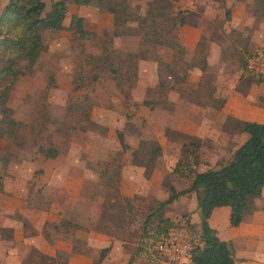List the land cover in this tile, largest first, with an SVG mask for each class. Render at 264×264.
Masks as SVG:
<instances>
[{
	"label": "rangeland",
	"instance_id": "obj_1",
	"mask_svg": "<svg viewBox=\"0 0 264 264\" xmlns=\"http://www.w3.org/2000/svg\"><path fill=\"white\" fill-rule=\"evenodd\" d=\"M42 1L46 12L52 0ZM5 2L0 0V10ZM230 2L235 6L226 8ZM196 3L202 7L197 11L205 15L199 21L192 11L187 13ZM107 6L111 10L105 8ZM105 7H97L95 2L77 5L67 1L63 27L42 31V48L32 68L18 76L9 90L7 106L17 124L11 138L0 140V210L16 206L21 200L25 208L19 215L25 216L26 232H31L34 225L39 226V218L48 212L52 214V208L71 219H82L90 213L94 216L92 228L105 226L109 230L113 228L114 232L119 228L122 239L134 243L136 249L142 221L167 197L171 187L169 174H175L172 170L178 167V162L187 164V161L192 166L197 158L193 169L216 168L228 161L233 147L241 142L238 137L234 143L220 139L219 144L212 145L209 140L202 143L196 138L200 142L196 150L190 148L188 142L184 143L182 133L166 126L163 129L165 140L157 142L160 156L147 174L143 167L131 162V152L137 148L138 141L155 138L151 125L164 118L163 112L156 109L175 107L168 104L166 94L168 97L169 92L177 90L182 95L177 98L179 101L192 96L198 100L197 95L201 93L204 80L197 89L183 88L181 77L197 65L196 61L192 64L196 57L181 54L178 34L187 35L193 25H199L206 35L198 37L201 53L213 42L221 47V59L235 60L241 73L247 75L239 65L251 51L264 45V2L110 0ZM73 16L82 19L86 32L81 37L71 26ZM181 19L183 24H180ZM17 62L25 64L22 59ZM227 62L230 68L231 61ZM158 63L165 64L166 69ZM169 69L173 72L171 78L167 77ZM249 77L252 81L256 79ZM207 83L209 85V79ZM183 94L191 97H183ZM258 102L264 104V97L258 96ZM154 107L157 108L153 110ZM168 115L165 120L170 123L173 115ZM118 132L126 144L124 149L118 142ZM49 149L55 152L54 157L42 152L48 153ZM142 155L147 161L149 150L144 149ZM126 162L140 167L145 180L152 172L155 174L148 185L154 191L149 192L150 197L139 193L127 198L122 195V167ZM80 169L90 170L92 178L80 182V176L74 172ZM56 170L62 173L57 175ZM185 182L177 187L185 188ZM77 187L80 188L78 193ZM71 201L83 206L71 208L66 204ZM179 208L178 204L166 205L154 214L149 225L152 234L164 212L169 213L166 218L177 221L181 216ZM72 221L62 219L60 225L58 222L55 225L62 233L69 232L67 228H85L84 224L75 222L73 225ZM152 234L145 235L142 242L149 243ZM0 235L3 239L6 232L0 231ZM55 240L59 246L53 256L40 255L31 248L26 261L67 264L69 257L64 247L74 240L68 234ZM105 254L106 251L100 255L99 250L93 253L92 264H97ZM142 256L149 261L160 259L159 256L152 259L146 253ZM138 258L140 256L131 257L132 260Z\"/></svg>",
	"mask_w": 264,
	"mask_h": 264
},
{
	"label": "crops",
	"instance_id": "obj_2",
	"mask_svg": "<svg viewBox=\"0 0 264 264\" xmlns=\"http://www.w3.org/2000/svg\"><path fill=\"white\" fill-rule=\"evenodd\" d=\"M232 5L235 6V3L230 2L226 5V8ZM238 6L241 7L240 5ZM201 8V5L196 3L195 8L190 7L187 13L192 11L196 15L197 20L202 19L205 17V15H202L204 13L197 11ZM240 10L237 11V14L240 13ZM200 34H203L202 28L199 25H193L187 35L178 34V41L184 46L185 55L198 58L192 61V64L195 61L197 63L199 57L204 56V69L200 70L197 66H193L186 71L184 81H182L184 90H190L196 88L199 82L204 80L202 83L200 82L202 90L200 89L201 93L197 95L198 100H202L203 103L200 104L197 97L193 98V96L187 100H179L181 101L179 102L177 98L182 95L177 93V90L169 92L171 96L168 93L167 97L166 94L168 104H172L175 107H167L165 109L158 107L156 110L163 112L164 118L157 119L154 122L155 124H150L155 131V138L153 137V139L159 144L165 140L163 129L166 126L183 135L194 136L200 139L202 143L209 140V143L213 145L215 143L219 144L220 139L231 140L234 143L238 137L241 138L242 142L246 134L235 129L237 121H264V104L258 102V96L264 97V80L262 82L252 81L248 79L251 76L250 74H247V76L243 72L241 73L235 60L221 59V47L219 48L213 42L209 43L206 52H203L202 56L198 51L195 52L194 49ZM228 60L231 61L230 68H227ZM208 79L209 85L207 83ZM192 95L195 96L196 94ZM184 96L191 97L183 94ZM180 103L181 105H179ZM155 108L157 107H154L153 110ZM168 114L173 115L170 123H167V119L165 120L166 117H169ZM236 147H233L230 154ZM127 163L122 167V189H120L122 195L127 198L131 197L133 193H139L143 197H150L149 192L154 191L148 185L151 182V177L155 176V174L152 172L149 175V179L145 180L141 175L140 167ZM74 172L76 176H80V182L84 178L85 180L92 178V172L88 169H80ZM55 173L58 175L62 171L56 170ZM90 175L91 177H89ZM169 176H171V186L175 191L182 189L180 188L181 185L177 187L180 182L186 181L185 185L182 184L185 187L189 184L187 179L183 181L173 174H169ZM75 191L76 193L80 192V188L77 187ZM263 202L264 186L258 196L248 198L242 220L236 226H230L228 223L229 208L227 206H216L210 212L207 219L208 227L215 231L216 236L220 240L230 243L233 264H264ZM66 204L71 208H81L83 206L78 201H71ZM177 204L180 207L179 209H181L180 213H188L190 222L199 228L200 216L194 193L188 192L179 195L167 205L173 206ZM24 208L20 200L16 203V206L0 210V231L6 232V236L3 239L0 235V264H45L36 261L33 263L26 261L28 249L36 250L40 255L53 256L58 251L59 246L56 244L55 239L62 234H68L74 240V243L68 242L69 245L64 247L69 257L67 264H92L91 255L97 250L100 252L102 249H106V254L100 258L97 264H170L162 259L149 261L143 257L129 262L135 249L134 243L122 239V230L119 228L115 232L113 228L109 230L105 226L92 228L91 223L94 220V216L89 215L90 213L82 219H71L69 216H65L63 212L52 208L53 215L51 212L42 215L39 218V220L41 219V224L39 226L34 225L35 227L32 225V231H35L33 233L28 231V233L25 229V216L24 214L19 215ZM167 216H169V213L164 212L162 218ZM62 219L73 220V225L76 224L75 222H78L79 225L84 224L85 228L81 230L67 228L69 232L62 233L61 228L55 225L57 222V225H60L59 222ZM64 223L70 224L67 221H64Z\"/></svg>",
	"mask_w": 264,
	"mask_h": 264
},
{
	"label": "trees",
	"instance_id": "obj_3",
	"mask_svg": "<svg viewBox=\"0 0 264 264\" xmlns=\"http://www.w3.org/2000/svg\"><path fill=\"white\" fill-rule=\"evenodd\" d=\"M67 1L77 5L95 2L97 7L103 8L110 0H52L46 12L43 10L42 0H6L0 10V140L11 138L17 124L11 116V109L7 106L8 92L16 78L32 68L42 48V31H54L63 27L62 21L65 17ZM262 1L264 2V0ZM105 8L111 10L109 6ZM225 16H228V10H225ZM81 21L80 16H73L70 21L73 30L80 37L86 32L82 28ZM180 24H183V19ZM177 44L181 54L185 53L184 46ZM200 46L201 43H197L194 50L202 56ZM20 59L25 62L24 65L17 62ZM245 60L239 65L242 66L243 71H245ZM159 65L164 70L166 69L165 64L160 63ZM196 65L200 70L204 69V56L200 57ZM167 74L169 78L173 77V72L170 69L167 70ZM184 77L185 73L181 77L182 81H184ZM254 77L257 82L264 80L259 76ZM143 103L149 104L150 102L143 101ZM235 129L244 132L246 137L224 164L216 168L195 170L193 168L197 158H194L192 166L187 161V164L180 161L177 164L178 167L173 168L174 175L187 179L189 184L179 191H174L172 186L169 187L167 197L145 216L140 226L142 234L139 236L138 247L134 250L132 257H143L142 255L146 253L149 257L152 256V259H156L157 255L153 251L155 243L170 228L179 227L186 232L188 237L191 264H233L230 243L220 240L216 236L215 231L208 227L207 219L212 208L227 206L229 208L228 223L230 226H236L242 220L248 198L259 195L264 186V121H237ZM116 135L121 149H124L126 144L122 134L118 132ZM181 136L186 139L184 143L188 142L190 148L198 149L200 142L196 137L183 134ZM184 143H182V147ZM182 147L181 149H183ZM144 149L149 150L150 153V158L147 161L144 155L141 156ZM160 151L161 148L155 139L139 140L137 148L131 152V162L143 167L144 173L147 174L150 166L160 156ZM42 152L49 157L55 156L52 149H49L48 153ZM179 166H182L183 169H179L181 168ZM188 192H193L196 198L200 216L199 228L195 229L196 225L190 222L189 214L183 213L177 221L166 217L161 218L157 230L152 234V229L149 227L152 216L160 212L164 206L170 204L179 195ZM149 234H152L150 242L143 243L145 235L149 236ZM105 251L106 249H102L100 255ZM131 260L130 258L129 262Z\"/></svg>",
	"mask_w": 264,
	"mask_h": 264
},
{
	"label": "built area",
	"instance_id": "obj_4",
	"mask_svg": "<svg viewBox=\"0 0 264 264\" xmlns=\"http://www.w3.org/2000/svg\"><path fill=\"white\" fill-rule=\"evenodd\" d=\"M244 70L253 76L264 78V46L251 52L244 64ZM190 245L182 228H170L153 246L154 253L170 264H191Z\"/></svg>",
	"mask_w": 264,
	"mask_h": 264
}]
</instances>
